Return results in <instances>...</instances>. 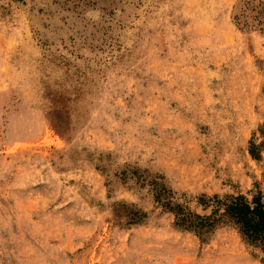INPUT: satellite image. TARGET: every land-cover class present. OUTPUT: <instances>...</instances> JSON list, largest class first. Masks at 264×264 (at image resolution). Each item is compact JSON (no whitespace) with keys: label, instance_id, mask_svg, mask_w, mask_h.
<instances>
[{"label":"rangeland","instance_id":"obj_1","mask_svg":"<svg viewBox=\"0 0 264 264\" xmlns=\"http://www.w3.org/2000/svg\"><path fill=\"white\" fill-rule=\"evenodd\" d=\"M215 196L264 203V0H0V264H264L162 205Z\"/></svg>","mask_w":264,"mask_h":264},{"label":"trees","instance_id":"obj_2","mask_svg":"<svg viewBox=\"0 0 264 264\" xmlns=\"http://www.w3.org/2000/svg\"><path fill=\"white\" fill-rule=\"evenodd\" d=\"M156 199L161 202V194ZM210 201L214 209L208 216L195 214L183 205L173 204L170 199L162 202V205L174 214L175 225L181 229L202 236L213 232L222 224H231L247 243L264 250V203L260 198L249 202L245 196L230 197L226 200L215 196Z\"/></svg>","mask_w":264,"mask_h":264}]
</instances>
